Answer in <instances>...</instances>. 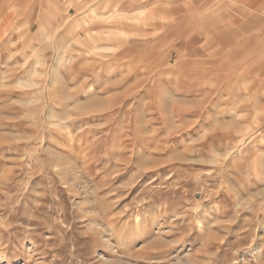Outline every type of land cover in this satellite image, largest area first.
I'll use <instances>...</instances> for the list:
<instances>
[{
  "label": "rangeland",
  "instance_id": "rangeland-1",
  "mask_svg": "<svg viewBox=\"0 0 264 264\" xmlns=\"http://www.w3.org/2000/svg\"><path fill=\"white\" fill-rule=\"evenodd\" d=\"M105 260L264 264V0H0V264Z\"/></svg>",
  "mask_w": 264,
  "mask_h": 264
},
{
  "label": "bare ground",
  "instance_id": "bare-ground-1",
  "mask_svg": "<svg viewBox=\"0 0 264 264\" xmlns=\"http://www.w3.org/2000/svg\"><path fill=\"white\" fill-rule=\"evenodd\" d=\"M9 9H10V7H9ZM137 15H138V14H137ZM137 15H136V16H137ZM90 89H91V88H90ZM90 89H89V90H90ZM105 259H106V258H105ZM103 264H104V263H103ZM105 264H111V261H110V260H105Z\"/></svg>",
  "mask_w": 264,
  "mask_h": 264
}]
</instances>
